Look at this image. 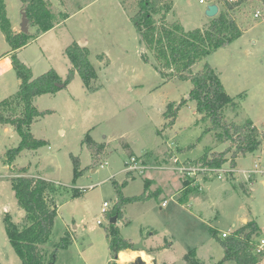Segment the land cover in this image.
<instances>
[{
	"label": "rangeland",
	"instance_id": "obj_1",
	"mask_svg": "<svg viewBox=\"0 0 264 264\" xmlns=\"http://www.w3.org/2000/svg\"><path fill=\"white\" fill-rule=\"evenodd\" d=\"M4 1L14 31L20 32L21 1ZM203 1L173 0L165 22L180 23L185 31L205 29L211 20L206 7L218 5L219 13L224 6L222 0ZM50 4L57 24L23 48L18 59L34 78L54 70L65 80L70 65L64 49L73 42L85 45L100 89L87 92L75 74L65 88L37 97L39 111L50 112L32 123L31 133L46 145L23 151L10 165L4 163L5 153L18 146L19 137L10 126L0 125V264H22L9 244L3 222L7 216L15 224L24 219L11 189V179L21 168L26 169L23 176L62 186L51 236L40 246L49 260L60 239L70 237L69 245L57 251L54 264H107L112 255L107 231L118 202L117 188L125 198L147 195L145 200L121 207L124 221L117 227L123 239L153 248L157 264H186L183 257L189 251L202 264H236L222 261L224 252L209 229L222 238V233L230 235L248 221H255L260 229L252 242L255 251L259 248L263 254L259 264H264V143L237 157L234 167L224 163L220 178L200 171L198 158L206 149L221 152L232 144H216L212 133H203L210 123L200 120L191 101L180 108L173 126L166 125V105L187 100L191 83L161 77L149 54L148 62L144 61L146 51L130 20L137 0H50ZM233 17L241 37L195 64L192 71L209 64L228 95L243 96L240 111H227V120L240 123L250 119L262 132L264 8L259 0H248L233 11ZM28 31L34 33L35 28L28 24ZM9 50L0 32V101L13 95L20 84ZM87 134L104 146L95 161L82 144ZM132 157L146 166L142 174L126 171ZM226 158L230 159L229 153ZM75 159L79 174L74 178ZM181 167L187 171L181 172ZM75 190L80 194L72 197ZM179 197L187 202L180 204ZM105 202L107 213L102 214ZM119 254L116 264L133 260L120 262Z\"/></svg>",
	"mask_w": 264,
	"mask_h": 264
},
{
	"label": "trees",
	"instance_id": "obj_2",
	"mask_svg": "<svg viewBox=\"0 0 264 264\" xmlns=\"http://www.w3.org/2000/svg\"><path fill=\"white\" fill-rule=\"evenodd\" d=\"M28 24L35 28L34 33L15 32L7 16L6 4L0 0V32L10 48V63L20 84L17 91L8 98L0 101V125L10 126L19 137L17 147L8 149L5 153V164L10 165L23 151H35L46 145L44 140L36 139L31 133V125L37 119L50 111H39L35 104L37 97L55 94L60 89L56 84H63L64 88L77 74L87 92H96L100 89L97 83V73L89 61V52L85 46L76 42L64 49L70 69L65 80L61 79L54 70H50L38 77H33L31 69L21 62L16 53L27 46L39 35L52 29L57 23L51 11L50 0H20ZM248 0H222L224 9L210 20L205 29L185 31L180 23L168 24L165 15L173 6V0H137V9L130 16L139 40L146 51L144 61L148 62L146 54L151 55L155 70L166 80L177 79L190 81L191 89L188 99L179 103H168L163 113L168 126H173L180 108L187 101L195 103L196 112L201 115L200 120H207L210 127L203 133H212L216 144L230 143L232 147L225 151L206 149L198 158L203 167L220 168L230 162L234 167L239 156L252 153L264 143V131H260L250 119L240 123L228 121L226 112L240 111L242 95L231 97L221 84L216 72L209 64H204L199 71H192L195 64L205 59L211 53L225 47L242 35L233 11ZM264 8V0H259ZM156 17H160L158 22ZM66 19V18H65ZM95 161L104 150V146L95 142L89 134L82 141ZM230 154V159L226 154ZM74 163V178L79 174L78 161ZM18 175L11 179V189L14 192L19 208L24 212L21 224H15L9 216L5 217L4 227L9 244L22 264H54L56 253L66 248L70 243L67 235L54 246L49 260L41 251L40 246L49 241L57 214V197L61 187L54 182L38 177H26V169L21 168ZM117 188V186H116ZM198 189V186L195 187ZM80 194L75 190L72 197ZM118 202L113 210V216L121 218V207L124 204L142 201L147 195L125 198L117 188ZM178 202H187L185 197H179ZM111 217V214L109 215ZM213 239L221 246L224 257L222 261H234L236 264H259L261 252H256L253 238L260 235V229L255 221H248L233 233L220 238L217 231L209 229ZM110 237L111 261L107 264H116L117 255L124 251H133V243L123 239L117 225H109L107 231ZM183 261L186 264H202L194 251H189ZM165 264V263H164Z\"/></svg>",
	"mask_w": 264,
	"mask_h": 264
},
{
	"label": "water",
	"instance_id": "obj_3",
	"mask_svg": "<svg viewBox=\"0 0 264 264\" xmlns=\"http://www.w3.org/2000/svg\"><path fill=\"white\" fill-rule=\"evenodd\" d=\"M205 14L208 18L213 19L217 16L218 14V7L215 4L208 5L206 7ZM20 32L21 33H28V20L26 18V15L24 12L21 13V24H20ZM83 42V41H82ZM56 87L59 89H63L64 85L63 84H56ZM109 224L110 225H117L119 224V221L117 220V217H111L109 219ZM133 251L142 253L146 251L145 247L143 246L142 242L138 244L133 245ZM118 257V256H117ZM130 264H157L154 259H145L141 254L137 255L136 257L133 258Z\"/></svg>",
	"mask_w": 264,
	"mask_h": 264
},
{
	"label": "built area",
	"instance_id": "obj_4",
	"mask_svg": "<svg viewBox=\"0 0 264 264\" xmlns=\"http://www.w3.org/2000/svg\"><path fill=\"white\" fill-rule=\"evenodd\" d=\"M200 3H203L204 1L203 0H199ZM256 18L259 17V12H256L255 15H254ZM173 161H176L173 159ZM146 166H144L143 164L141 163H137L135 158H130V160L126 163V171L129 172V173H138V174H142L144 169H145ZM258 168V165L255 164L254 165V169L256 170ZM180 171H187L185 168L181 167ZM200 171H205V172H208L211 176L212 174H218V178H220L219 176V168H210V167H200ZM187 174H190V173H187ZM165 203H163L162 205H164ZM107 208H108V203H103L102 205V208H101V213L102 214H106L107 213ZM98 224H101L100 221H97ZM226 236H228V234H225V233H222L221 234V237L222 238H225ZM258 252H261L259 251V248L257 249Z\"/></svg>",
	"mask_w": 264,
	"mask_h": 264
},
{
	"label": "crops",
	"instance_id": "obj_5",
	"mask_svg": "<svg viewBox=\"0 0 264 264\" xmlns=\"http://www.w3.org/2000/svg\"><path fill=\"white\" fill-rule=\"evenodd\" d=\"M218 6V5H217ZM218 9H219V6H218ZM12 25V27H13V30H16V26L14 25V24H11ZM34 41V40H33ZM31 43V42H30ZM29 43V44H30ZM28 44V45H29ZM27 45V46H28ZM85 46V45H84ZM26 47V46H25ZM24 47V48H25ZM86 47V46H85ZM87 48V47H86ZM23 49V48H22ZM22 49H20V50H18L17 51V53H16V55H18L19 54V52L22 50ZM7 55H9L10 56V51L7 53ZM69 69H70V67H69ZM68 69V70H69ZM33 75V74H32ZM52 182V181H51ZM263 185H264V181H263ZM134 197V196H133ZM124 221V219L122 218V215H121V220H120V224H121V222H123ZM126 222L125 223H128V221L127 220H125ZM120 224H118V227H119V225ZM134 244V243H133ZM152 249L153 248H146V251H144V252H142V255H143V257L145 258V259H154V250L152 251ZM125 252V253H124ZM124 252H120V254H125L126 255V259L125 260H122V259H120V254H119V261L120 262H127V261H130L131 259H133L134 257H136L135 255H133L134 253L133 252H135V251H124ZM109 261H111V258L107 261V263L109 262Z\"/></svg>",
	"mask_w": 264,
	"mask_h": 264
},
{
	"label": "bare ground",
	"instance_id": "obj_6",
	"mask_svg": "<svg viewBox=\"0 0 264 264\" xmlns=\"http://www.w3.org/2000/svg\"><path fill=\"white\" fill-rule=\"evenodd\" d=\"M127 257L125 254H120V259L125 260Z\"/></svg>",
	"mask_w": 264,
	"mask_h": 264
}]
</instances>
